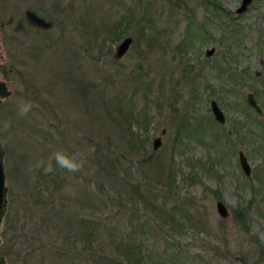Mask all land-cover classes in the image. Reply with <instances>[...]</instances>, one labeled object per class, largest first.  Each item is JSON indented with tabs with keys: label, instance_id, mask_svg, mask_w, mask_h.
Returning a JSON list of instances; mask_svg holds the SVG:
<instances>
[{
	"label": "rangeland",
	"instance_id": "1",
	"mask_svg": "<svg viewBox=\"0 0 264 264\" xmlns=\"http://www.w3.org/2000/svg\"><path fill=\"white\" fill-rule=\"evenodd\" d=\"M52 1L0 0V78L8 90L0 102L8 213L0 253L6 264H69L71 254L98 264L99 254L111 250L108 217L117 235L142 242L148 263L264 264V0H251L241 13L234 11L241 0H59L56 7ZM100 1L110 19L133 2L151 31L126 18L117 39L100 43L101 32L92 36L98 24L89 7ZM126 35L132 40L115 58L114 47ZM88 78L104 95L85 89ZM246 92L254 93L261 115L245 102ZM116 98L124 110L132 104L129 126L119 118L117 127L106 113L103 102L113 110ZM211 99L223 122L213 117ZM25 102L32 108L20 116ZM155 137L160 142L153 147ZM57 151L83 159V170H58L51 159ZM106 152L110 160L119 158L121 168L112 171L118 188L138 184L150 207L120 197L123 192L113 194V206L103 204L87 168L98 171ZM41 161L61 178L53 184L41 178ZM47 190L52 203L37 204L51 199L44 197ZM217 200L226 206L225 217L216 211ZM57 209L94 223L93 236L79 242L85 257L83 250L52 255L64 243L59 228L47 229ZM120 253L118 246L119 261Z\"/></svg>",
	"mask_w": 264,
	"mask_h": 264
},
{
	"label": "trees",
	"instance_id": "2",
	"mask_svg": "<svg viewBox=\"0 0 264 264\" xmlns=\"http://www.w3.org/2000/svg\"><path fill=\"white\" fill-rule=\"evenodd\" d=\"M59 3H60L59 0H53L51 2L52 6L54 7H56V5ZM205 3L215 4L214 1L211 2L210 0L205 1ZM102 4L103 2L100 1L98 3H94L89 6L90 11L96 17V20H95L96 25L98 24V26L93 28L92 36L99 37L98 32H101L102 36H100L101 38L100 43H102L103 41H107L110 43V41L117 39L122 32L121 31L122 22H124L126 18L129 19L130 22H133V21L136 22L140 26V29L142 30L143 33L145 29H148V32L151 31L152 26L150 23H148V20H147L148 18L146 19L145 17H143L144 14L146 13H144V11L141 10L138 5L135 4L136 6H134L133 2H131V4L130 2L126 3L123 11L119 12L118 16H113V19H110L109 14L104 13V7ZM140 22H143L146 24H144V26L143 25L141 26L139 24ZM97 88H98L97 80L93 78H88L85 84V89L89 91L90 93L98 92L99 94L104 95L103 89L101 91L100 90L98 91ZM114 101L115 103L113 106V110L109 109L106 103L103 102L106 113L110 115V117L115 122L117 127H120L119 125L122 122H125V126H129L131 122H129L128 119H130V121H133L134 116H135L133 113L132 104L128 103V105H130L129 109L124 110V106H122L120 98L119 99L116 98ZM125 108L127 107L125 106ZM112 113H114V115H112ZM119 118L120 120H122V122L119 120ZM96 150H98L99 152L103 151L97 148ZM106 153L107 155H105V158H103L102 161L99 162V163H102V165L99 166L98 171L94 170L93 168H90V166H88L87 168L89 171V180L96 182V185L100 192L99 196L101 197L102 195L104 196L105 203L103 202L102 203L105 205L109 204L108 205L109 207L113 206V199H112L113 194L114 196L116 195L119 196L120 194L118 193L123 192L120 197H122L123 195L131 203H134L137 200H143L150 207L151 201L146 197L145 193H143V190L139 187L138 184H135L133 188H129L127 185H125L124 183L122 184V182H120L122 189L118 188L117 186L118 180L116 178V172L113 173L112 171H114L115 169L119 167L121 168L119 158L114 157V159L110 160L108 159L109 158L108 152ZM107 166L108 167L111 166L110 171H107L106 169ZM57 169L59 170L60 168L57 166ZM55 171L56 169L53 168V172L46 174L43 171V166H42L39 169L38 175L44 180H48L49 183L53 184L55 182L56 177H57V181L59 180V178H61L59 173ZM46 192H47V195H45L44 197L48 196L46 199L51 198L52 197L51 191L47 190ZM94 198H95V195L93 194V196L91 197V200H94ZM37 201H38L37 204L40 203V205L41 204L49 205V203H52V198L47 200L46 203L44 200L40 198ZM92 210L93 208H88V211L90 213ZM42 212L48 213V208ZM57 213H58V215H56L57 219L54 217L53 219L54 221L51 220L52 221L51 223L48 222L50 225L47 229H56V228L58 229L59 228L60 230L58 229L57 231L58 235L56 236H58L60 238V241L62 240V242L64 243L61 246H58L56 249H52L51 250L52 255L55 254V257L59 259L63 257L68 258L67 255H69L70 250L71 252H76V254H81L83 250V255L85 257V250L82 248L83 245H79V242L81 243L82 241L86 242L93 236L92 231H93V228L95 227L94 223L90 222L89 219L86 220L85 219L86 217H83V216H80L78 219H76V216L73 218V215L71 214L69 215L64 209H61V210L57 209ZM74 213L79 215V213L75 211ZM5 214H6L5 217H7L8 213H5ZM169 216H171V212H168L167 215L162 218H167ZM5 217H4V220H5ZM108 218L106 220L107 223L105 221L106 223L105 231H106V227H108V230H109L108 231L109 233L107 234V236L109 237L108 244L111 250L110 251L107 250V252L104 251L105 257H103L102 253L99 254L98 264H155V263L147 262V259L144 255V250H142V248L144 249L143 244L141 241H139L138 238H133L131 236L129 237L128 235L125 236L122 234H121L122 236L117 235V227H115V225L112 223V218L111 217L110 219ZM1 232H3V230ZM114 234L119 236V238L117 239L118 241H114L113 239ZM69 243L71 246L68 245ZM78 245L81 247V249L78 251L74 250V247ZM118 246H120V251H121L120 261L116 255L114 256V253L116 252V249H118ZM260 251L264 253V248L260 247ZM70 259L74 261H71L69 264H86V263H81L80 260H78V262L75 261L76 259L72 254H71ZM58 262L59 260H57L56 264H59Z\"/></svg>",
	"mask_w": 264,
	"mask_h": 264
},
{
	"label": "water",
	"instance_id": "3",
	"mask_svg": "<svg viewBox=\"0 0 264 264\" xmlns=\"http://www.w3.org/2000/svg\"><path fill=\"white\" fill-rule=\"evenodd\" d=\"M250 1L251 0H241L239 5L235 8L234 11L236 13H241L242 11H245ZM131 40L132 38L129 35H126L123 38H121L114 47L113 56L115 58L120 57L128 48ZM213 51H214V47L212 46V47L206 48L204 53L206 56H208ZM7 94H8V90L6 88V84L4 80L0 78V102L2 98L6 96ZM246 100H247V103L251 105L257 112L261 111L259 105L255 101V98L251 92L247 93ZM209 104H210V110H211V113L213 114V117L216 120L223 122L224 114L222 110L220 109V107L218 106V104L216 103V101L214 99H211ZM159 142H160V138L155 137L152 140V146L156 147L159 144ZM3 158H4V148L0 141V225L2 223L3 217L6 212V208H7V186L5 182V166H4ZM238 163L241 169L244 171V173L247 174L250 170V166L247 162L245 154L241 150L238 151ZM215 207H216L217 213L221 217H225L227 215L226 206L221 200H217L215 202ZM0 264H6L5 258L1 253H0Z\"/></svg>",
	"mask_w": 264,
	"mask_h": 264
},
{
	"label": "clouds",
	"instance_id": "4",
	"mask_svg": "<svg viewBox=\"0 0 264 264\" xmlns=\"http://www.w3.org/2000/svg\"><path fill=\"white\" fill-rule=\"evenodd\" d=\"M32 104L31 102H25L18 106V115L25 116L28 114V112L31 110ZM10 125L8 123L4 124V128L7 129ZM51 159H54L56 162V165L59 168L65 169L69 173H77L83 170L84 167V160L81 158H78L74 155H68L64 151H57L53 154V157ZM43 171L47 174L50 172H53L52 164L49 162L46 166L43 165V162H39L36 167H42Z\"/></svg>",
	"mask_w": 264,
	"mask_h": 264
},
{
	"label": "flooded vegetation",
	"instance_id": "5",
	"mask_svg": "<svg viewBox=\"0 0 264 264\" xmlns=\"http://www.w3.org/2000/svg\"><path fill=\"white\" fill-rule=\"evenodd\" d=\"M247 93H248V92L245 93V102H246V103H247V100H246ZM251 93H252L253 96H254V93H253V92H251ZM254 98H255V96H254ZM255 101H256V98H255ZM256 102H257V101H256ZM247 104H248V103H247ZM257 104H258V103H257ZM248 105H249V104H248ZM249 106L252 107L251 105H249ZM259 107H260V106H259ZM252 108H253V107H252ZM253 109H254V108H253ZM260 109H261V108H260ZM254 110H255V109H254ZM255 111H256V110H255ZM256 113L259 114V115H261V114H262V110H261L260 112H257V111H256Z\"/></svg>",
	"mask_w": 264,
	"mask_h": 264
}]
</instances>
